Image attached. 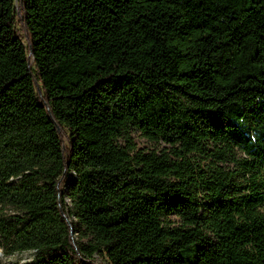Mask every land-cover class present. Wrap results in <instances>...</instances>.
Returning a JSON list of instances; mask_svg holds the SVG:
<instances>
[{
    "label": "trees",
    "instance_id": "1",
    "mask_svg": "<svg viewBox=\"0 0 264 264\" xmlns=\"http://www.w3.org/2000/svg\"><path fill=\"white\" fill-rule=\"evenodd\" d=\"M1 250L264 264V0H0Z\"/></svg>",
    "mask_w": 264,
    "mask_h": 264
},
{
    "label": "rangeland",
    "instance_id": "2",
    "mask_svg": "<svg viewBox=\"0 0 264 264\" xmlns=\"http://www.w3.org/2000/svg\"><path fill=\"white\" fill-rule=\"evenodd\" d=\"M17 9L19 10V6L17 5ZM17 26L19 30H22V26L20 23V19L18 18ZM134 139V143L138 148L151 147L152 144L149 143L140 133L134 132L132 134ZM69 204V210H71V204ZM70 213V212H69ZM71 215V213H70ZM175 219V218H174ZM72 221H75V218L72 217ZM0 264H28L34 260L35 253L33 251H28L24 253H15L12 255H5L3 250L0 251ZM93 260L96 264H110L108 258L100 253H96L93 255Z\"/></svg>",
    "mask_w": 264,
    "mask_h": 264
},
{
    "label": "water",
    "instance_id": "3",
    "mask_svg": "<svg viewBox=\"0 0 264 264\" xmlns=\"http://www.w3.org/2000/svg\"><path fill=\"white\" fill-rule=\"evenodd\" d=\"M0 254H1V252H0Z\"/></svg>",
    "mask_w": 264,
    "mask_h": 264
}]
</instances>
